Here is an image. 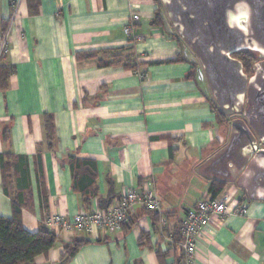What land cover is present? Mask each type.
I'll return each instance as SVG.
<instances>
[{
  "label": "crops",
  "instance_id": "0c3cea01",
  "mask_svg": "<svg viewBox=\"0 0 264 264\" xmlns=\"http://www.w3.org/2000/svg\"><path fill=\"white\" fill-rule=\"evenodd\" d=\"M157 11L162 17L157 0H0L7 42L0 65L13 70L0 92V132L9 129L0 157L8 192L27 197L23 228L34 233L50 215L104 209L128 189H152L160 203L156 213L136 209L114 234L56 232L53 248L33 264H61L64 247L81 241L87 243L64 264H175L177 227L211 198V181L198 170L225 146L229 125L188 78L194 65L158 64L181 56L183 45L165 24H153ZM133 14L139 20L129 39L123 29ZM129 57L147 66L100 65ZM45 115L54 122L52 149ZM71 157L96 164L88 205L72 189ZM224 192L232 194L226 214L197 243L195 264H264V202L249 200L234 183ZM238 203L247 215L234 213ZM11 215L0 160V216Z\"/></svg>",
  "mask_w": 264,
  "mask_h": 264
},
{
  "label": "water",
  "instance_id": "95a60500",
  "mask_svg": "<svg viewBox=\"0 0 264 264\" xmlns=\"http://www.w3.org/2000/svg\"><path fill=\"white\" fill-rule=\"evenodd\" d=\"M160 3L166 30L179 36L184 60L196 67L198 87L230 120L225 146L198 171L264 202V0ZM241 51L259 54L250 77L232 58Z\"/></svg>",
  "mask_w": 264,
  "mask_h": 264
},
{
  "label": "trees",
  "instance_id": "16d2710c",
  "mask_svg": "<svg viewBox=\"0 0 264 264\" xmlns=\"http://www.w3.org/2000/svg\"><path fill=\"white\" fill-rule=\"evenodd\" d=\"M159 3V9L163 11L160 0H157ZM154 25L164 26L163 19L160 15V12L155 13V18L153 21ZM5 24H2L4 27ZM4 31V28H2ZM172 34H175L174 32ZM176 35V34H175ZM176 37L179 38L178 35ZM91 57V56H89ZM4 57L0 58V62ZM232 58L241 62L243 66V72L246 75L252 74L251 67L255 61V58L248 51H241L232 56ZM114 63L103 62L101 66H110L112 64L120 65L126 70H131L137 72L139 68L147 66V64L137 63L136 59L129 57L124 61H115ZM184 58L177 56L173 60L160 62L161 64H172L176 62L183 61ZM195 67L191 68V72L188 75V78L195 80ZM13 70L11 68L0 65V92H5L8 88V80L12 75ZM209 103L211 104L215 114L218 117V120L221 123H227L229 125V119L224 116V114L217 108L214 100L208 98ZM44 130L46 135V140L48 147L52 149V144L55 140V127L53 118L51 115L44 116ZM0 139L3 143L8 144L9 142V129L8 127H3L0 132ZM6 158L11 156L7 154ZM4 156L0 157L1 160V176H2V190L5 195L9 196L11 199V210L12 215L9 218L0 216V264H33L34 260L38 256H46L49 251L53 248L54 244L57 241V236L53 231L47 229L43 222L39 226L38 230L34 233L27 232L21 222V210L27 204V197L25 193L20 192L12 196L8 192L7 186V171L6 167L3 164ZM69 168L72 176V189L74 192H77L83 198V204L88 205V201L94 197V186L96 183V174L97 168L96 164L89 159H78L71 157L69 158ZM226 184L220 181H211L210 182V194L211 198H217L223 191ZM28 187H25L27 190ZM148 212V211H146ZM156 213V212H149ZM181 223V222H180ZM180 224L177 227L175 235L173 236L172 248L178 249L181 256L175 261V264H184V256L180 249L181 236L179 232ZM89 242V241H88ZM86 241L75 242L73 245H67L63 249V253L60 258V263L64 264L69 260L77 250L83 245L86 244ZM159 260L162 263V260L165 258L164 254L158 255Z\"/></svg>",
  "mask_w": 264,
  "mask_h": 264
},
{
  "label": "built area",
  "instance_id": "2783aa9c",
  "mask_svg": "<svg viewBox=\"0 0 264 264\" xmlns=\"http://www.w3.org/2000/svg\"><path fill=\"white\" fill-rule=\"evenodd\" d=\"M139 20L138 15L130 16L124 26V34L129 39L133 34V24ZM7 49L6 35L0 38V57ZM232 194L224 192L217 198H209L199 201L193 210L187 211L180 223L181 242L180 249L184 256V264H195L197 243L201 238L211 232V223L216 219H222L226 214L228 203ZM136 209L148 212H158L160 203L152 189L144 188L141 191L131 189L122 191L120 196L104 209L92 211H81L71 218L54 214L48 216L44 226L50 231L83 233L89 237L96 236L99 231L114 234L122 229L128 222L129 216L135 213ZM238 216L247 215V208L238 203L234 210Z\"/></svg>",
  "mask_w": 264,
  "mask_h": 264
},
{
  "label": "rangeland",
  "instance_id": "374dc122",
  "mask_svg": "<svg viewBox=\"0 0 264 264\" xmlns=\"http://www.w3.org/2000/svg\"><path fill=\"white\" fill-rule=\"evenodd\" d=\"M248 52H250V51H248ZM251 54H252V56L255 58V63H256V61L258 62L259 61V54L258 53H255V52H250ZM254 64V63H253ZM249 76V75H248Z\"/></svg>",
  "mask_w": 264,
  "mask_h": 264
},
{
  "label": "flooded vegetation",
  "instance_id": "af4514ba",
  "mask_svg": "<svg viewBox=\"0 0 264 264\" xmlns=\"http://www.w3.org/2000/svg\"><path fill=\"white\" fill-rule=\"evenodd\" d=\"M256 62H257V61H256ZM254 63H255V62H254ZM251 75H252V74H250L249 76L247 75V76L250 77Z\"/></svg>",
  "mask_w": 264,
  "mask_h": 264
}]
</instances>
